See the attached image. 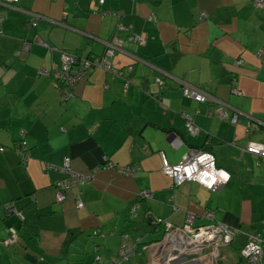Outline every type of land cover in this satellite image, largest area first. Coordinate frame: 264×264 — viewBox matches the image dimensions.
Wrapping results in <instances>:
<instances>
[{
  "label": "crops",
  "instance_id": "0c3cea01",
  "mask_svg": "<svg viewBox=\"0 0 264 264\" xmlns=\"http://www.w3.org/2000/svg\"><path fill=\"white\" fill-rule=\"evenodd\" d=\"M100 1L19 0L17 8L43 17L28 27V15L0 0V264H110L123 232L158 240L166 234L160 219L181 225L192 211L196 225L209 223L212 211L238 230L223 248V264L230 249L241 260V248L264 229V158L258 164L244 150L264 144V9L251 0ZM116 9L128 30L147 38L142 46L126 41L114 57L133 64L134 83L126 91L121 79L94 70L63 104L53 79L61 50L103 54L117 17L98 11ZM38 38L50 47L35 41L24 49ZM157 77L166 80L163 88ZM185 83L207 90L211 101L186 97ZM190 116L198 134L188 132ZM22 138L26 152L15 146ZM204 147L231 178L215 189L195 180L173 185L161 152L178 164ZM67 158L72 172L92 178L60 202ZM108 161L117 167H104ZM131 163L141 167L135 176L120 170ZM144 189L152 195L138 198ZM15 233L18 243L4 245ZM130 264H150V256L135 254Z\"/></svg>",
  "mask_w": 264,
  "mask_h": 264
},
{
  "label": "built area",
  "instance_id": "2783aa9c",
  "mask_svg": "<svg viewBox=\"0 0 264 264\" xmlns=\"http://www.w3.org/2000/svg\"><path fill=\"white\" fill-rule=\"evenodd\" d=\"M7 1V0H6ZM13 2V0H11ZM16 1V0H15ZM257 4H264V0H257ZM116 40L110 46L112 48L110 54L113 53L116 47ZM26 46H28L26 44ZM64 66L63 69H67L69 62L72 57L64 53ZM109 66V63H105ZM103 66V65H102ZM62 69V70H63ZM64 71V70H63ZM60 72L58 71V75ZM75 79L71 78L69 83L70 86L74 85ZM67 84V85H68ZM191 91V95L197 100L205 101L208 95L197 88L191 86L187 89V92ZM191 119V118H190ZM192 133H196L198 127L193 122H188ZM264 146L262 144H256L251 142L245 151H250L255 154H262L264 156ZM258 149V150H253ZM202 157H207L201 160ZM163 170L164 173H168L173 176L176 184H180L186 180H196L204 172H208L209 176L205 179L210 180L212 176L216 177L215 183L212 184L210 189L219 188L226 184L231 178V173L217 166V159L215 155L208 151L197 150L191 151L190 154L185 155L183 160L178 164L170 162L165 154L163 153ZM67 173L70 178L58 182L59 191L57 192V201L63 202L66 197L64 193L69 187L77 184L80 179L84 181L85 177H81L79 174L72 172L70 166V160L66 159L65 162ZM191 172V178H189V171ZM223 170L228 174V179L223 180L220 177L219 172ZM87 177V176H86ZM206 187V183H202ZM209 188V187H208ZM146 190L143 195H145ZM148 193V192H147ZM79 207L83 206L82 202L78 203ZM207 218L211 221L204 225H196L195 221L198 214L190 212L186 216L184 224L175 225L172 222H166V234L158 242L153 243L150 247V264H217L218 260L223 256L222 249L229 246L238 233V230L231 228L229 225L218 221L215 213L208 211L206 213ZM14 238V237H13ZM246 245L241 248V257L246 261L247 264H264V231L260 234L253 233ZM13 241V239H12ZM133 248H128L122 255L126 253L129 255ZM123 260V259H122ZM116 261V260H115ZM117 264H125V262L116 261Z\"/></svg>",
  "mask_w": 264,
  "mask_h": 264
},
{
  "label": "trees",
  "instance_id": "16d2710c",
  "mask_svg": "<svg viewBox=\"0 0 264 264\" xmlns=\"http://www.w3.org/2000/svg\"><path fill=\"white\" fill-rule=\"evenodd\" d=\"M251 1H252V4L253 5H256L258 8L264 9V4H257V0H251ZM18 2H19V0H16V1L13 0V2L11 0H7V1L4 0L5 5L7 4L6 6L9 5V6L12 7V5H14L13 8L15 10H17L19 12L21 11L25 15H28L29 16L30 20L27 23L28 27H32L33 25H37L38 22L43 19V17L40 16V15H38V14H35V13H32V12L29 13L27 10H25L23 8H20V7L17 8L16 7L17 6L16 4ZM100 3L101 4H105L106 3V0H101ZM98 13L101 16H103V17L108 16V15H110V16H113L114 15L115 17H117V24H116L115 30H114V32L112 34V37L105 42L106 49L103 52V54H97V53H94L93 51L85 54V53H82L81 52V49H80V51H70V50H66V49H62L61 50V53L63 54L62 55L63 63L61 65V67L57 69L56 75L53 76V79H54V82H55V84L57 85V88H58L59 100L63 104L66 103V102H68L71 97L75 96L74 95V93H75L74 90H75L76 86L79 84V82L81 81V79H83V78L91 75L94 70H107V72H109L111 74V76L115 80L118 79V78L121 79L122 81H124V85H125L124 88H125L126 91L128 90V87L132 83H134L132 81V79L133 78H136V77H133L134 76V67H133V64L129 63L127 65H121L120 66L119 64H117L116 62H114V57L118 53L123 52V48H124L123 45L126 43V41H129V42L134 43L136 45H141V46L142 45H145L146 42H147V38H146L145 34L139 33V32L136 33L134 31L128 30V28L125 27L123 25V23H121V21H120L121 20V17L124 15V11H122L120 9H116V10H113V11H111V10H102V11H98ZM149 18L152 19V20H155V21L158 20V18L154 14L150 15ZM122 32H125L126 33V36L125 35L122 36L121 35ZM115 40H116V43H115L116 44V47H115L113 53L110 54V51H111L110 48H112L110 45L112 43H114ZM35 41L36 42H41L40 38H38L37 40L34 39L32 41L31 40H26L25 43H24V46H23L24 49L29 51V49L31 48V46L33 45V43ZM41 43H44V44H46L47 47H50V44L48 42H45V41L43 42L42 41ZM26 44L28 46H26ZM64 53L72 57V60L69 62V66H68L67 69H63L64 62H65V60L63 58L64 57ZM105 63L106 64L109 63V66L105 65ZM237 64L238 65H244L243 64V60L242 59H238L237 60ZM58 71L60 72L59 75H58ZM40 72H42V71H40ZM42 74H44V73H42ZM71 78H74L75 79V82H74L75 84L70 86V84H68V83H69V81H70ZM156 80L158 81V84L160 85V87L163 88V86L166 83V80L162 79L161 77H157ZM191 86L197 88L198 90L200 89V90L204 91L208 95L207 99L205 101H201V100L195 99V97H193L191 95V91L190 92H187V89L189 87H191ZM183 90H184V95L186 97L193 98L197 102H199V101H201V102H209L212 99L211 93H209L207 90L198 88L195 85H192L190 83H187V84L185 83L184 84V87H183ZM232 91H233V94L234 93L235 94H242V92L237 87L236 88L234 87V89ZM159 94L158 93L155 94V97L156 98H160ZM218 112H219V114L221 116L227 115V112L224 109V106H222V105L220 107H218ZM234 121H237V119H235ZM188 122H193V124L196 125L195 122H194V120L192 119V116H190L189 119H187V121H186V125H187L188 132H191L192 133V131L190 129V126L188 125ZM196 127H198V130H197L196 133H192L194 135L195 134H198L199 131L201 130V128H199L198 125H196ZM23 139L24 138H22L21 140H18L15 146L18 149L25 148V152H26V150H28V144H27L26 139L25 140H23ZM254 143L258 144L257 142H254ZM260 144L264 145L263 143H260L259 142V145ZM248 145L245 147L246 149L248 148ZM1 148L2 149H5L6 147L4 145H2ZM197 150H200V151L203 150V151L211 152L209 150V148H205V147L204 148H201V149H193L192 151H197ZM190 152L187 153V154H190ZM246 152L247 153L249 152V153L253 154V156L255 158H257L258 164L260 162V159L261 158H264V156L262 154H255V153L250 152L249 150L246 151ZM163 153L164 152H161V158H163ZM183 158H182V160H183ZM67 159H69V158H67ZM162 162H163V159H162ZM110 166L111 167L112 166L113 167H117V164H115L112 161H108L104 167H110ZM163 167H164V164H163ZM63 168L67 172L65 165H64ZM140 169H141L140 165L139 164H136V163L135 164L134 163H131V164H128V165L120 166V170L122 171V173H124L125 175H129V176H135L140 171ZM162 171L164 173L163 168H162ZM76 173L79 174L81 177L82 176L85 177L84 181H82L80 179L79 184L80 183L82 184V183L88 182L92 178V176H90V175L88 176L87 174L84 175V174L79 173V172H76ZM164 174H166V173H164ZM166 175H169V174L167 173ZM169 176H171V175H169ZM171 177L173 178V185H178V184L175 183L174 177L173 176H171ZM191 180H193V179H191ZM191 180H186V181H191ZM182 183H180V184H182ZM144 191H145V189H144ZM144 191H142V192L140 191L142 194L141 195L139 194L138 198H140V199L143 198V197L148 198V197H150L152 195V192L151 191H148V190H146V192H145L146 194L143 195ZM81 202L83 203V206H81L80 208H83L85 206V202H83V201H81ZM6 209H7L6 211L11 214V212L13 213L15 211L14 210L15 209V206L10 205L9 207H6ZM16 213H17V210H16ZM148 213H149V211H148ZM188 213H190V212H188ZM21 214H22V218L24 219L25 218V215L23 213H21ZM158 222H164V224H165V231H166V222L167 221H164V220H161L160 219V221H158ZM262 228H264V219L262 221ZM10 229H11V232L12 231L13 232H16V229L14 227H10ZM263 231H264V229H263ZM100 232H101L100 229L94 231L95 234H99ZM238 233L236 234V236L238 235ZM261 233H263V232H261ZM164 236H165V234H164ZM164 236H162L161 238H158V240H153V241H147V242H145L142 237H135V238H133L129 233L123 232V237H122V242H121V245L122 246L120 247V250H119L118 254L112 256V259H111L110 264H117L116 261H121V262H125V264H130V261L132 259V256L135 255V254H146L147 256H150V253H149L150 247L149 246H151L153 243L158 242ZM12 239H13V241H12ZM19 239H20L19 238V235H17L15 233V234H11L9 237L6 238V240H4L2 242H3L4 245L17 244L18 241H19ZM130 247L133 248L131 250L130 254L129 255H126V253H125L124 255H122V252L124 253V251H126V249H128ZM222 251H223V249H222ZM223 256H224V253H223ZM150 259H151V256H150ZM223 259H224V257H222L221 259H219L217 264H223ZM241 261L243 262L245 260L243 258H241Z\"/></svg>",
  "mask_w": 264,
  "mask_h": 264
},
{
  "label": "clouds",
  "instance_id": "9594fccd",
  "mask_svg": "<svg viewBox=\"0 0 264 264\" xmlns=\"http://www.w3.org/2000/svg\"><path fill=\"white\" fill-rule=\"evenodd\" d=\"M261 147H264V146H261ZM253 150H258V149H253ZM205 158H207V157H202L201 160H203ZM186 171H189V178H191V172H190V170H187L186 169ZM219 175H220V177H222L223 180H227L228 179V174L225 173L223 170H221L219 172ZM208 176H209V173L208 172H204L200 177H198V179H200L202 183H206L207 186L209 188H211L212 187V184L215 183L216 177L215 176H212L210 180L205 179Z\"/></svg>",
  "mask_w": 264,
  "mask_h": 264
},
{
  "label": "rangeland",
  "instance_id": "374dc122",
  "mask_svg": "<svg viewBox=\"0 0 264 264\" xmlns=\"http://www.w3.org/2000/svg\"><path fill=\"white\" fill-rule=\"evenodd\" d=\"M228 247V246H227ZM229 259L227 261L228 264H247L246 261L240 260L239 252L235 251L234 249H230Z\"/></svg>",
  "mask_w": 264,
  "mask_h": 264
}]
</instances>
